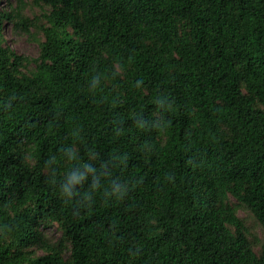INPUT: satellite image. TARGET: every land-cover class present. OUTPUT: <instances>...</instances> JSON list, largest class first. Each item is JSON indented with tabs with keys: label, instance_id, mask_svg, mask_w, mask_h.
Segmentation results:
<instances>
[{
	"label": "trees",
	"instance_id": "obj_1",
	"mask_svg": "<svg viewBox=\"0 0 264 264\" xmlns=\"http://www.w3.org/2000/svg\"><path fill=\"white\" fill-rule=\"evenodd\" d=\"M38 1L32 70L0 13V264H264V0Z\"/></svg>",
	"mask_w": 264,
	"mask_h": 264
},
{
	"label": "rangeland",
	"instance_id": "obj_2",
	"mask_svg": "<svg viewBox=\"0 0 264 264\" xmlns=\"http://www.w3.org/2000/svg\"><path fill=\"white\" fill-rule=\"evenodd\" d=\"M50 6L38 0H0V13H12L11 18L4 17L1 26L4 45L11 47L17 54L24 57V70L35 69L39 61L42 44L46 40L44 26L48 21L46 14ZM229 202L234 207L235 214L242 220L247 235L257 253L261 252L264 243V228L253 210L235 196H229ZM42 232L48 242L61 248L66 256L71 252V241L65 231L55 223L43 226ZM34 255L40 256L46 250L39 245L30 248Z\"/></svg>",
	"mask_w": 264,
	"mask_h": 264
},
{
	"label": "clouds",
	"instance_id": "obj_3",
	"mask_svg": "<svg viewBox=\"0 0 264 264\" xmlns=\"http://www.w3.org/2000/svg\"><path fill=\"white\" fill-rule=\"evenodd\" d=\"M97 82H98V80L94 79V81H93L94 85H95V83H97ZM73 179L75 180L76 178L74 177ZM65 191H68V189H65ZM69 195H71L70 192H69Z\"/></svg>",
	"mask_w": 264,
	"mask_h": 264
}]
</instances>
